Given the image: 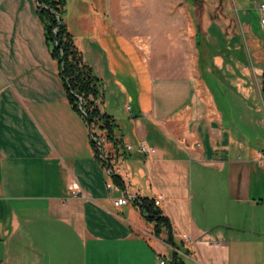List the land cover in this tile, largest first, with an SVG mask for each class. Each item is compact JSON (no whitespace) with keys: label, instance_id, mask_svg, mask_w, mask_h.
<instances>
[{"label":"crops","instance_id":"1","mask_svg":"<svg viewBox=\"0 0 264 264\" xmlns=\"http://www.w3.org/2000/svg\"><path fill=\"white\" fill-rule=\"evenodd\" d=\"M67 28L102 84L95 103L120 144L99 139L106 165L94 156L35 0H0V242L9 243L0 264H172L175 252L183 264H264L263 142L225 126L203 77L222 86L211 71L222 57L204 59L194 27ZM251 68L258 79L257 61ZM262 108L248 109L260 127ZM137 196L158 201L175 247L165 231L154 235Z\"/></svg>","mask_w":264,"mask_h":264},{"label":"rangeland","instance_id":"2","mask_svg":"<svg viewBox=\"0 0 264 264\" xmlns=\"http://www.w3.org/2000/svg\"><path fill=\"white\" fill-rule=\"evenodd\" d=\"M131 2L125 0L123 5L122 0H66L63 20L76 31H80L78 27H146V24L149 27H171L180 32L185 27H194L198 33V51L205 56L204 59L222 57L221 69L211 67V71L218 72L222 77V86L214 80V73L204 72L203 77L216 103L222 108L225 126L234 122L237 136L250 143L263 142L264 147V127L258 126L257 119H252L253 112L248 111L257 106L263 111L264 107V74L261 69L264 68V25L260 22L258 9L264 0ZM152 2H156V15L152 19L154 26L150 19L151 11L147 9ZM80 32L77 31V34L83 35ZM251 60L257 61L260 67L258 79L251 74L255 73ZM241 66L246 67L243 75L239 70ZM241 83L243 89L239 85ZM246 91L251 93V97ZM91 132L104 142L103 132L97 127L91 128ZM4 194L10 196V193ZM6 214L8 212L4 213V218ZM4 218H0V239ZM5 248L9 249V243L4 246L0 242V260Z\"/></svg>","mask_w":264,"mask_h":264},{"label":"trees","instance_id":"3","mask_svg":"<svg viewBox=\"0 0 264 264\" xmlns=\"http://www.w3.org/2000/svg\"><path fill=\"white\" fill-rule=\"evenodd\" d=\"M36 14L43 27L44 39L50 49V56L57 62L58 75L70 107L81 114L86 125L90 129V145L94 156L106 165V159L102 157V145L97 144L99 138L92 134L91 128L97 127L103 132V138L114 147L120 144L116 137V125L111 116L102 113L95 101L100 97L99 79L93 74L92 68L84 62L80 50L74 43L73 34L68 30L63 20L66 0H35ZM198 41V33H196ZM114 182H118L119 176L110 172ZM141 212L144 219L153 224V233L156 237L165 231L167 236L164 241L175 247L171 233L169 219L155 204L154 198L137 196L132 199ZM172 264H183L175 253L170 259Z\"/></svg>","mask_w":264,"mask_h":264},{"label":"built area","instance_id":"4","mask_svg":"<svg viewBox=\"0 0 264 264\" xmlns=\"http://www.w3.org/2000/svg\"><path fill=\"white\" fill-rule=\"evenodd\" d=\"M258 9H259L260 14H261V16H260V22H261V24L264 25V2H262V3L259 4ZM91 136H92V135H91ZM97 144H99V141L97 142ZM126 150H127V151H134V150H137V151L142 152V153H144V152H148V149H146V147H144V146H142V145H134V144H128V145H126ZM107 172H108V171H107ZM108 188H109V189H112L113 187H112L110 184H108ZM126 203H127V198H126L125 196L120 197V198H117V199L114 201V204H115L116 206L124 205V204H126ZM157 203H158V201L155 200V204H157ZM183 238H186L185 235H183Z\"/></svg>","mask_w":264,"mask_h":264}]
</instances>
